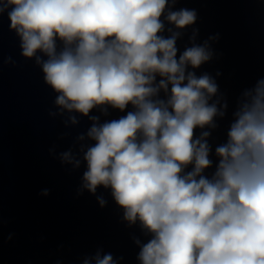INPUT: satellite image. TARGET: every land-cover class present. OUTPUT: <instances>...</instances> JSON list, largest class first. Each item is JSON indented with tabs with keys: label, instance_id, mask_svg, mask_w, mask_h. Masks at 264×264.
<instances>
[{
	"label": "clouds",
	"instance_id": "9594fccd",
	"mask_svg": "<svg viewBox=\"0 0 264 264\" xmlns=\"http://www.w3.org/2000/svg\"><path fill=\"white\" fill-rule=\"evenodd\" d=\"M176 3L0 0V14L7 11L21 54L35 58L57 93L59 112L50 115L67 112L66 125L79 123L75 113L92 121L77 137L87 166L79 194L111 190L123 220L149 237L134 238L139 264H264V78L238 97L227 140L215 148V171L206 176L213 160L211 132L203 129L217 128L228 104L216 80L194 70L212 60L218 35L198 44L193 28L191 46L178 56L177 40L198 17L194 9L173 10ZM129 105L119 119L89 116ZM59 158L80 167L72 149ZM84 264L118 261L98 249Z\"/></svg>",
	"mask_w": 264,
	"mask_h": 264
}]
</instances>
